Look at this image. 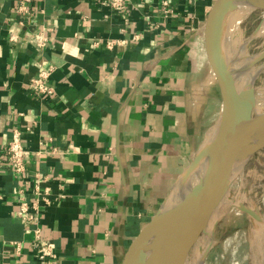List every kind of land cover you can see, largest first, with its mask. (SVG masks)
I'll list each match as a JSON object with an SVG mask.
<instances>
[{"label": "crops", "instance_id": "0c3cea01", "mask_svg": "<svg viewBox=\"0 0 264 264\" xmlns=\"http://www.w3.org/2000/svg\"><path fill=\"white\" fill-rule=\"evenodd\" d=\"M20 1L0 0V264H40L38 227L55 247L53 264H125L205 138L202 68L216 74L223 108L227 80L206 50L219 0H130L118 10L32 0L26 14ZM51 67L54 93L34 92L31 79ZM16 128L27 184L2 155ZM37 183L49 201L27 222L20 190L32 204Z\"/></svg>", "mask_w": 264, "mask_h": 264}, {"label": "water", "instance_id": "95a60500", "mask_svg": "<svg viewBox=\"0 0 264 264\" xmlns=\"http://www.w3.org/2000/svg\"><path fill=\"white\" fill-rule=\"evenodd\" d=\"M243 6L256 11L264 8V0H219L206 26L208 54L214 68L219 69L220 67L223 70L228 85V93L224 96L223 104L225 119L220 134L209 153L208 168L202 179L190 187L182 198L171 201L170 198L176 184L193 167L197 153L191 164L173 184L157 214L134 241L125 264H152V259L148 256L156 248L157 242L168 234L174 239L179 238L180 228L187 221L203 207L208 211L206 202L213 195L220 193L221 189L231 180L237 158L247 151L251 152L254 145L264 139L263 113L257 110L255 83L239 89L231 71V68L246 71L239 59L233 55L234 44L240 54L247 52V48L241 49L243 44L240 45L237 39L243 20L235 29H231L229 25L230 19ZM250 213L253 214V212ZM212 240L204 251V257L207 255ZM192 241L194 238L191 237L186 240L183 254L175 260L174 264H186L190 257ZM204 260H200L198 264H203Z\"/></svg>", "mask_w": 264, "mask_h": 264}, {"label": "rangeland", "instance_id": "374dc122", "mask_svg": "<svg viewBox=\"0 0 264 264\" xmlns=\"http://www.w3.org/2000/svg\"><path fill=\"white\" fill-rule=\"evenodd\" d=\"M237 39L240 45H247V52L240 54L234 44L233 55L239 59L246 71L260 69L255 88L256 95H262L264 93V8L250 10L243 18ZM232 70L236 78L235 69ZM213 74L209 66L204 70L202 68L195 90L197 99L205 111L204 137L217 123L221 111L219 83L216 74L214 76ZM206 207L209 212L205 207L201 208L200 214L204 219L194 225L195 235L190 236L194 241L190 246L189 264L200 262L208 246V236L211 231H213V240L203 264H264L260 240L264 242V139L255 144L245 166L244 175L231 178L220 193L213 195L206 202Z\"/></svg>", "mask_w": 264, "mask_h": 264}, {"label": "bare ground", "instance_id": "6f19581e", "mask_svg": "<svg viewBox=\"0 0 264 264\" xmlns=\"http://www.w3.org/2000/svg\"><path fill=\"white\" fill-rule=\"evenodd\" d=\"M250 10L251 8H248L246 6L241 7L235 13V15H233V17L230 19V22H229L230 28L231 29L237 28V26L241 23L243 18L247 14H249ZM245 48H247V45L243 44L241 49L245 50ZM235 73H236L237 86L239 89H242L243 87L247 85H252L256 82V80L260 76V69L258 68L250 69L249 72H246V71L243 72L238 69H235ZM257 110L263 113V121H264V112H263L264 111V93L262 95H257ZM224 119H225V112H224V107H223L221 108L220 117L217 123L214 124L207 131L205 139L202 145L200 146L197 159L193 167L176 184L173 194L170 198L171 201L182 198L185 192H187L190 189V187H192L196 182H198L204 176L208 168V164H209V153L215 141L217 140L218 135L220 134ZM252 151L251 152L247 151L241 154L237 158L235 162V166L231 174L232 175L231 178H233L234 176L244 175L245 166L251 157ZM203 219L204 217L200 214V211H199L195 216H193L189 221H187V223H185L180 228L181 235L179 238L174 239L173 237H170L169 234L163 236L157 242L156 248L148 256L150 259H152V264H174L175 260L182 256L186 240L190 238L191 235H195L194 225H196L198 221H203ZM212 239H213V231H211L210 235L208 236L209 242ZM260 240H261L262 252L264 255V242L262 241V239ZM204 258L205 257L203 254L201 261H203ZM186 264H189V260L186 262Z\"/></svg>", "mask_w": 264, "mask_h": 264}, {"label": "built area", "instance_id": "2783aa9c", "mask_svg": "<svg viewBox=\"0 0 264 264\" xmlns=\"http://www.w3.org/2000/svg\"><path fill=\"white\" fill-rule=\"evenodd\" d=\"M32 0H21L17 10L21 14H26L29 12V3ZM130 0H101L103 5L110 6L113 9H120L124 7ZM33 39L38 46H45L48 41V36L46 32L40 30L35 32L33 35ZM114 41L110 40L107 42V46L112 48L114 45ZM54 71V67L42 70L37 74L34 78L31 79L29 83V87L36 93L40 95H52L54 93V87L49 84V79ZM23 134L21 130L14 129L13 135L11 139L7 142L3 150V157L7 161L8 166L12 170V172L17 175L20 180L27 184L29 180H27L26 173L28 170V161H27V151L23 142ZM36 184V195L38 197L35 198V201L30 204L29 201L26 200L25 190L22 188L20 191L23 194L22 203L20 206V213L24 220L27 222H32L34 218V214L32 212L39 211L40 200L49 201L46 196H43V193L40 190V187ZM49 188L45 190L46 193L49 192ZM40 195V196H39ZM4 195L0 194V198H3ZM33 210V211H32ZM35 239L32 242V246L34 248V256L40 262V264H53L54 259L56 258L55 247L47 241L42 235V229L40 227L34 230ZM12 244L16 245L17 253H20L22 250V245L19 242H13Z\"/></svg>", "mask_w": 264, "mask_h": 264}]
</instances>
